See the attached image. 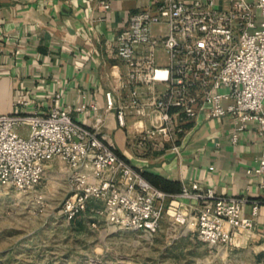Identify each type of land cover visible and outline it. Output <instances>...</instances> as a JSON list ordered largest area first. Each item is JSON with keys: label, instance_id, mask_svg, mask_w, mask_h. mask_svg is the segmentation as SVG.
Segmentation results:
<instances>
[{"label": "built area", "instance_id": "built-area-1", "mask_svg": "<svg viewBox=\"0 0 264 264\" xmlns=\"http://www.w3.org/2000/svg\"><path fill=\"white\" fill-rule=\"evenodd\" d=\"M157 1L154 8L132 13L117 35L116 56L127 67L122 88L128 94L117 99L110 89L106 101L116 110L119 125L125 127L129 116L141 120L154 115L139 141L169 143L177 153L183 130L177 115L188 123L201 114L232 116L234 142L250 122L264 133V0ZM101 6L110 8L104 1ZM160 23L167 25V33L153 34V25ZM160 51L168 64L158 63ZM156 84L166 89L156 91ZM144 87L148 89L142 91ZM55 101L39 112L29 111L22 100L25 109L0 114L1 186L31 192L42 182L46 164L59 158L74 182L61 210L69 219L96 199L104 203L108 224L154 235L170 203L177 223L210 246L224 248L233 245L239 230L254 228L253 217L244 211L246 197L221 196L197 182L183 184L176 195L160 190L121 158L97 128L75 120L71 108ZM89 108L98 111L96 104ZM87 109L86 104L77 107L78 112ZM246 172L257 176L264 189V151ZM185 200L194 204L184 205ZM257 211L254 203L252 215Z\"/></svg>", "mask_w": 264, "mask_h": 264}, {"label": "crops", "instance_id": "crops-1", "mask_svg": "<svg viewBox=\"0 0 264 264\" xmlns=\"http://www.w3.org/2000/svg\"><path fill=\"white\" fill-rule=\"evenodd\" d=\"M102 1L110 4L108 10L102 8ZM157 2L0 0V114L25 109L22 100L28 102L29 111L44 112L57 99L58 105L71 108L75 120L97 128L121 158L161 181L167 190L162 191L176 195L183 184L197 182L221 196L246 197L244 211L253 217L255 225L250 231L239 230L233 241L236 248L264 251V189L257 176L246 172L264 151V133L256 122L238 132L234 142L237 131L232 116L207 118L201 114L188 123L177 115V123L183 128L178 134L177 153L169 143L139 141V134L151 127L154 115L141 120L129 116L122 127L116 110L107 107L108 90L114 89L117 99L128 94L122 88L127 67L116 56L117 35L128 25L132 13L154 8ZM152 31L162 35L168 27L155 24ZM168 61L167 54L160 51L158 63L166 65ZM154 88L163 91L166 86L156 84ZM141 89L146 91L148 87ZM83 104L88 109L78 112L77 107ZM92 104L97 105V112L89 108ZM50 163L65 164L56 158L46 168ZM60 169L54 171L71 176L67 165ZM183 203L194 204L187 200ZM254 203H258L256 215H252Z\"/></svg>", "mask_w": 264, "mask_h": 264}, {"label": "rangeland", "instance_id": "rangeland-1", "mask_svg": "<svg viewBox=\"0 0 264 264\" xmlns=\"http://www.w3.org/2000/svg\"><path fill=\"white\" fill-rule=\"evenodd\" d=\"M64 167L48 164L28 193L0 185V264H264V251L201 241L174 220L170 203L154 235L108 224L96 199L69 219L61 210L74 182L54 171Z\"/></svg>", "mask_w": 264, "mask_h": 264}, {"label": "trees", "instance_id": "trees-1", "mask_svg": "<svg viewBox=\"0 0 264 264\" xmlns=\"http://www.w3.org/2000/svg\"><path fill=\"white\" fill-rule=\"evenodd\" d=\"M142 174L144 175V177H145L147 180H149V181H150L151 183H153L155 186H157V187L160 188L161 190H165V191H167L165 185H164V186L160 185V182H161V181H158V180L155 179V178L149 177L150 175H148V174H146V173H143V172H142ZM164 183H166V182L162 181L161 184H164ZM179 191H181V189H180Z\"/></svg>", "mask_w": 264, "mask_h": 264}]
</instances>
